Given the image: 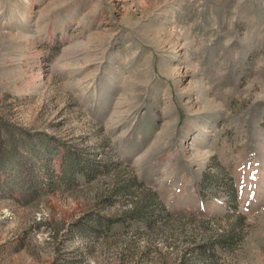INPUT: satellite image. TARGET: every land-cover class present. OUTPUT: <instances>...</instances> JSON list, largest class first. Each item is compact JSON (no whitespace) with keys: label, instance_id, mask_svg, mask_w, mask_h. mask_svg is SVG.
<instances>
[{"label":"rangeland","instance_id":"1","mask_svg":"<svg viewBox=\"0 0 264 264\" xmlns=\"http://www.w3.org/2000/svg\"><path fill=\"white\" fill-rule=\"evenodd\" d=\"M0 264H264V0H0Z\"/></svg>","mask_w":264,"mask_h":264}]
</instances>
